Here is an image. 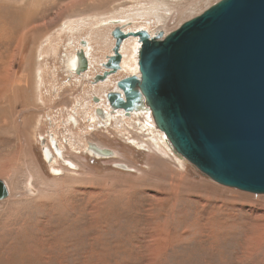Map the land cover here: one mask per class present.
<instances>
[{"label": "rangeland", "instance_id": "374dc122", "mask_svg": "<svg viewBox=\"0 0 264 264\" xmlns=\"http://www.w3.org/2000/svg\"><path fill=\"white\" fill-rule=\"evenodd\" d=\"M21 1L0 0V23L9 12L32 16L7 43L0 31L1 87L11 65L0 97V180L11 193L0 202V264H264V195L222 186L181 159L150 111L120 110L126 125L109 116L93 131L99 89L69 77L79 40L99 50L93 77L116 28L168 34L220 0ZM139 47L125 43L116 79L139 75ZM50 135L62 152L52 162ZM90 145L115 155H94ZM30 176L37 194L27 192Z\"/></svg>", "mask_w": 264, "mask_h": 264}, {"label": "water", "instance_id": "95a60500", "mask_svg": "<svg viewBox=\"0 0 264 264\" xmlns=\"http://www.w3.org/2000/svg\"><path fill=\"white\" fill-rule=\"evenodd\" d=\"M112 36L95 83L121 70L127 38L140 49L139 75L118 82L110 108L130 117L146 105L180 158L222 186L264 195V0H220L168 34L118 27ZM82 51L79 74L89 67ZM9 196L0 180V202Z\"/></svg>", "mask_w": 264, "mask_h": 264}, {"label": "bare ground", "instance_id": "6f19581e", "mask_svg": "<svg viewBox=\"0 0 264 264\" xmlns=\"http://www.w3.org/2000/svg\"><path fill=\"white\" fill-rule=\"evenodd\" d=\"M24 2V0H22L20 3H23ZM18 7V6H17ZM159 10V9H158ZM149 11V10H148ZM156 12V13H154V14H157V9L156 8H153L152 10H151V12ZM23 12H21V13H19V12H17V13H14V12H9V19L7 20V21H4L3 23L1 22L0 23V26H1V28H0V31L1 32H5V33H2V38H4L6 41H5V43H7L8 42V40L10 39V37H12L13 36V34L17 31L18 32V30L19 29H21L23 26H26V24L28 25V24H30L31 23V19H32V16H30L31 17V19L29 18V16H27L26 15V13L23 15L22 14ZM140 14V13H139ZM148 15H150L151 13L149 12V13H147ZM13 15H15V17L13 18ZM146 15V13L144 14V13H142L141 15H138L137 16V18H139V20H141V22H143V24H145V26H150V22H148V20H145V18H144V16ZM20 17H22L23 19H21ZM1 18V17H0ZM136 18V17H135ZM136 18V19H137ZM131 19V18H130ZM157 19H160V16H157ZM24 21H25V23H24ZM124 21V20H123ZM122 20H119V21H110V24H115V25H118V24H120V22H123ZM155 24V23H154ZM140 26V25H139ZM138 26V27H139ZM1 29H4V30H1ZM9 30V31H8ZM123 30V29H122ZM138 30H146L145 28H136L135 30H133L132 28H131V26L130 27H128V28H125L123 31L124 32H136V31H138ZM24 33V32H23ZM150 33V32H149ZM150 35L151 36H155V34H152V33H150ZM113 37V36H112ZM19 40H21V36H19ZM114 39V38H113ZM131 39H136V38H134V37H130V38H127L125 41H124V43H123V45H122V48H121V53H122V56H123V61L121 62V64H122V68H121V70L117 73V74H113V75H110V76H108V78L104 81V82H102V81H98V82H93V80H94V78H96L98 75H103L104 73L102 72L103 71V69L100 71L101 72V74H98V75H95V76H93L92 77V71L94 70L95 71V68H94V59H93V56L94 55H96L97 53H98V51L99 50H97L96 49V46H94L93 45V42L89 39H83V40H79L78 41V44H77V51H76V53H75V57H73V56H71V59H70V61H69V64H68V67H69V77L70 78H72L75 82L76 81H78V80H80V79H86V80H88L89 79V82L92 84V88L93 89H95V91H96V89L98 90L99 89V91L98 92H96L95 93V96H93L94 97V99H92V100H94V102L97 104L96 106H97V109H98V113H97V109H95L94 110V113H93V115H92V121H95V124H94V128H93V131L94 130H96V128H97V126H96V124H107L108 122H107V119H108V117L109 116H112V119H114L115 120V123H116V126H118L119 128H121V127H123V126H119V124H120V122L122 121L119 117H120V113L119 112H115L114 113V115L117 113V114H119V117H117V115H111V113L109 112L110 111V104H109V101H108V94L109 93H111V92H114V91H116V92H121L120 91V89H119V87H118V82L121 80V79H116L115 77L119 74V73H122L123 72V70H124V60H125V58H127V54L125 53V43L127 42V41H129V40H131ZM3 41V40H2ZM114 41H116L115 39H114ZM86 42V43H85ZM84 43H85V45H84ZM9 44V43H8ZM2 46H3V44H2ZM10 46V45H9ZM114 46H115V43H114V45H113V48H112V54H113V49H114ZM98 47H100V46H98ZM140 48V47H139ZM5 49V48H4ZM18 49H19V47H18ZM18 49H17V52H18ZM9 50H11V49H9ZM80 50H83L82 52L83 53H85L86 55H87V60L89 61V67H88V70L87 71H84V72H81L80 74L79 73H77V70L79 69V63H80V60H79V58H78V56H76V54H77V52L79 53V51ZM7 51V50H6ZM16 51V50H15ZM15 51L13 52L14 54H15ZM12 53V54H13ZM11 54V55H12ZM13 54V55H14ZM111 54V55H112ZM110 55V56H111ZM3 56V54L1 55V57ZM134 56V55H133ZM0 57V58H1ZM6 57H11V56H9V53H8V56L6 55ZM16 57V56H15ZM12 58H13V56H12ZM40 58V57H39ZM138 59H139V57H138ZM107 61H108V57H107ZM128 62L129 63H133V61L131 60V58L129 57L128 58ZM105 63V62H104ZM104 63H102V68H104V71H106L107 69L105 68V64ZM99 65V64H98ZM98 67V66H97ZM138 67H139V65H138ZM10 68H11V65H7L5 68L3 67V70H2V73L4 72V73H6V77H5V80H3L2 81V87H1V85H0V97L2 96L3 97V93L5 94V92H6V90H5V87L4 86H6L8 83H9V81H10ZM98 69V68H97ZM39 70V69H38ZM3 73V74H4ZM38 74V79H41V75H39V72L37 73ZM2 75V74H1ZM127 77V76H126ZM2 79V78H1ZM0 79V80H1ZM11 83V82H10ZM3 84H4V86H3ZM100 86V88H98ZM100 89H101V92H100ZM97 101V102H96ZM101 102V103H100ZM143 104V103H142ZM88 107V105L86 106V108ZM146 108H148L146 105H141L140 107H139V110H137V111H135L134 112V114H138V112H143ZM106 111H105V110ZM85 112H87V111H85ZM121 112V111H120ZM110 113V114H109ZM124 113V112H123ZM124 115V114H123ZM134 116V115H133ZM152 116V115H151ZM124 117V116H123ZM135 117V116H134ZM129 118V117H128ZM136 118H138L139 119V115H136ZM137 119V120H138ZM153 119V118H152ZM154 122V121H153ZM122 124L124 123L125 125H126V122L124 121H122L121 122ZM137 125H139V127H141V129L143 128V129H146L147 131H148V133H150L151 135H153V136H155L154 135V132H156V130L154 129V127H153V125H151V126H149L148 125V123L147 124H145V125H141V123L140 122H137ZM154 125H155V123H154ZM155 127H156V125H155ZM157 128V127H156ZM137 129V128H136ZM139 129V128H138ZM140 130V129H139ZM161 132V131H160ZM157 133V132H156ZM162 133V132H161ZM163 134V133H162ZM159 135V134H158ZM163 136H164V138H165V145H168V142H167V139H166V136L163 134ZM50 138H51V140H52V144H53V146H54V149H55V153H56V155L58 156V157H61V150L59 149V147H58V145H57V143L59 144V142L57 141H55L54 139H53V135H50ZM152 138V137H151ZM162 142V139L161 140H158L156 137H155V142ZM56 146H57V149H56ZM157 146V145H156ZM169 146V145H168ZM91 147H92V150H93V152H92V154H94V155H99L100 157H113L115 154L112 152V151H110V150H107V151H109V153H111L112 155L110 156H101V152H103V151H106L105 149H101L99 146H94V145H91ZM90 147V148H91ZM169 148H170V146H169ZM52 151H50V150H48V149H45V156H46V158L48 159V160H50L49 162H52V158H53V154L51 153ZM182 159V158H181ZM183 160H185V159H183ZM125 166H123V168H124ZM125 169H127V168H125ZM32 179H33V177L32 176H30V181H29V183H28V186H27V192H32V193H35V194H37L38 193V191L36 190V188L33 186V184H32ZM3 181V180H2ZM4 182V181H3ZM10 192V191H9ZM11 194V193H10Z\"/></svg>", "mask_w": 264, "mask_h": 264}, {"label": "flooded vegetation", "instance_id": "af4514ba", "mask_svg": "<svg viewBox=\"0 0 264 264\" xmlns=\"http://www.w3.org/2000/svg\"><path fill=\"white\" fill-rule=\"evenodd\" d=\"M103 73L105 72L104 70L102 71ZM97 109V108H96ZM105 110V109H104ZM106 111V110H105ZM97 113H98V109H97ZM53 139L56 141V139H55V137L53 136ZM49 141H50V143H49V141H48V143L50 144V146L52 147V154L57 158V159H59V157L56 155V153H55V149H54V146H53V144H52V140H51V138H49L48 139ZM46 142H47V140H46ZM57 142V141H56ZM57 145H58V143H57ZM59 147V146H58ZM90 147H91V145L89 146V149H90ZM51 149V148H50ZM60 149V148H59ZM51 151V150H50ZM62 153V152H61ZM53 159V158H52Z\"/></svg>", "mask_w": 264, "mask_h": 264}, {"label": "built area", "instance_id": "2783aa9c", "mask_svg": "<svg viewBox=\"0 0 264 264\" xmlns=\"http://www.w3.org/2000/svg\"><path fill=\"white\" fill-rule=\"evenodd\" d=\"M96 71V70H95ZM97 74H101V72H97Z\"/></svg>", "mask_w": 264, "mask_h": 264}]
</instances>
